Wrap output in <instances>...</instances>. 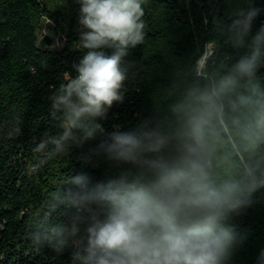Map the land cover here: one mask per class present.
I'll return each mask as SVG.
<instances>
[{"label":"clouds","instance_id":"obj_1","mask_svg":"<svg viewBox=\"0 0 264 264\" xmlns=\"http://www.w3.org/2000/svg\"><path fill=\"white\" fill-rule=\"evenodd\" d=\"M77 3L83 55L49 97L58 131L33 136V152L42 167L80 150L82 167L106 165L105 179L71 170L31 217V245L69 264H231L244 240L234 220L264 190V8L246 0L215 15L213 55L171 61L152 114L107 132L137 74L128 57L146 38L145 0ZM13 119L10 139L22 135Z\"/></svg>","mask_w":264,"mask_h":264},{"label":"trees","instance_id":"obj_2","mask_svg":"<svg viewBox=\"0 0 264 264\" xmlns=\"http://www.w3.org/2000/svg\"><path fill=\"white\" fill-rule=\"evenodd\" d=\"M243 3L246 0H145L146 38L128 57L137 74L127 82L123 103L114 105L102 122L106 131L115 125L129 128L151 115L153 93L167 83L170 62L194 60L201 53L212 56L210 47L217 43L213 17H226ZM257 5L264 8V0H257ZM79 7L73 0H0V264H69L67 252L57 255L31 245V217L43 211L47 194L71 170L87 173L94 182L105 179L106 165L82 167L76 157L80 150L51 158L42 167L33 152V136L58 131L49 116V97L68 75H75L72 65L83 55L77 49ZM45 22L62 39L61 47L48 37L39 39ZM261 23L264 12L255 26ZM229 55L234 54L220 52L222 60ZM17 115L23 119L22 135L10 139L8 131ZM99 139L87 142L84 150ZM254 200L234 220L244 240L231 264H256L264 249V190Z\"/></svg>","mask_w":264,"mask_h":264},{"label":"rangeland","instance_id":"obj_3","mask_svg":"<svg viewBox=\"0 0 264 264\" xmlns=\"http://www.w3.org/2000/svg\"><path fill=\"white\" fill-rule=\"evenodd\" d=\"M73 1L76 2L77 0H73ZM78 29H79V25H78ZM44 37L50 38L55 47H61L62 39L55 34L52 25L46 22L43 24L39 32V39L41 40Z\"/></svg>","mask_w":264,"mask_h":264},{"label":"water","instance_id":"obj_4","mask_svg":"<svg viewBox=\"0 0 264 264\" xmlns=\"http://www.w3.org/2000/svg\"><path fill=\"white\" fill-rule=\"evenodd\" d=\"M210 51H211V47H210Z\"/></svg>","mask_w":264,"mask_h":264}]
</instances>
